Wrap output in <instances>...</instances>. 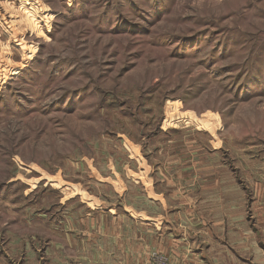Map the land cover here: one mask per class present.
<instances>
[{"label":"rangeland","instance_id":"374dc122","mask_svg":"<svg viewBox=\"0 0 264 264\" xmlns=\"http://www.w3.org/2000/svg\"><path fill=\"white\" fill-rule=\"evenodd\" d=\"M186 197L254 264L264 0H0V264H96L95 215Z\"/></svg>","mask_w":264,"mask_h":264},{"label":"crops","instance_id":"0c3cea01","mask_svg":"<svg viewBox=\"0 0 264 264\" xmlns=\"http://www.w3.org/2000/svg\"><path fill=\"white\" fill-rule=\"evenodd\" d=\"M198 199L195 204L198 203ZM186 200L189 208L173 215L174 222L177 223L172 227L167 221L168 215L159 219L145 212L135 213L136 215L130 212L121 214L112 212L113 209L105 216L95 215L94 239L98 248L96 264H150L155 254L165 255L168 258L167 264H224L219 260L221 256L225 263L230 262L235 256L234 252L232 251V256L230 248L220 250L217 247L218 243L215 242H218L216 240L218 235L209 227L204 228L210 220L203 219V216L196 212L197 207L193 206V198L186 197ZM259 201L260 204H257ZM259 201L254 203L253 229L257 247L254 264H264V198ZM258 206L260 207L257 208ZM232 220L235 218L230 217L229 211L223 213L222 221L226 234V227ZM200 221L202 229L199 227ZM135 225L141 228L135 229ZM73 240L74 237L72 240L68 238L69 244L73 243ZM77 243L78 246L81 245L78 240ZM104 253L106 262L102 257Z\"/></svg>","mask_w":264,"mask_h":264},{"label":"built area","instance_id":"2783aa9c","mask_svg":"<svg viewBox=\"0 0 264 264\" xmlns=\"http://www.w3.org/2000/svg\"><path fill=\"white\" fill-rule=\"evenodd\" d=\"M168 258L162 255H154L153 261L150 264H167Z\"/></svg>","mask_w":264,"mask_h":264}]
</instances>
